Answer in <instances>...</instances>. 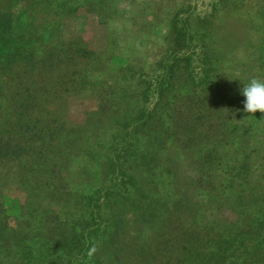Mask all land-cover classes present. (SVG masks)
Returning <instances> with one entry per match:
<instances>
[{"label": "trees", "instance_id": "obj_1", "mask_svg": "<svg viewBox=\"0 0 264 264\" xmlns=\"http://www.w3.org/2000/svg\"><path fill=\"white\" fill-rule=\"evenodd\" d=\"M81 7L97 25L77 33ZM116 16L114 0L0 13V264H264V114L241 95L264 53L240 80L182 48L144 73L113 60Z\"/></svg>", "mask_w": 264, "mask_h": 264}, {"label": "rangeland", "instance_id": "obj_2", "mask_svg": "<svg viewBox=\"0 0 264 264\" xmlns=\"http://www.w3.org/2000/svg\"><path fill=\"white\" fill-rule=\"evenodd\" d=\"M6 1L0 0V13ZM85 1L78 0V3L82 5ZM114 2L117 10L115 22L123 26L127 34H121L124 36L118 46L120 49L113 54L116 65H121L127 58L144 73L154 71L158 74L162 69L160 62L169 55V51L182 48L187 54L191 53L197 70L208 66L206 59L216 57L230 80H240L250 76L260 51L264 53V0ZM81 8L76 17L66 24L67 29L77 33L83 32L86 27L95 29L97 25L92 12ZM65 10V7L59 8L61 13ZM174 13L176 19H172ZM22 18L26 20L25 16ZM65 35L67 37L68 30L66 32L64 28ZM174 39H185L191 45L170 46ZM197 199L204 202L205 196L199 194Z\"/></svg>", "mask_w": 264, "mask_h": 264}, {"label": "clouds", "instance_id": "obj_3", "mask_svg": "<svg viewBox=\"0 0 264 264\" xmlns=\"http://www.w3.org/2000/svg\"><path fill=\"white\" fill-rule=\"evenodd\" d=\"M241 95L244 100V111L255 116L257 112L264 114V79L253 77L243 84ZM99 248L95 243L88 245L85 256L93 261L98 255Z\"/></svg>", "mask_w": 264, "mask_h": 264}]
</instances>
